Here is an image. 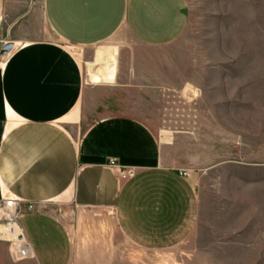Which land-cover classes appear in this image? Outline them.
<instances>
[{
    "label": "crops",
    "instance_id": "crops-1",
    "mask_svg": "<svg viewBox=\"0 0 264 264\" xmlns=\"http://www.w3.org/2000/svg\"><path fill=\"white\" fill-rule=\"evenodd\" d=\"M31 3L0 0V198L20 202L33 255L12 264L211 262L197 251V177L149 126L148 87L104 51L95 54L114 82L86 86L64 47L117 34L171 45L187 26L186 0H41L50 40L31 39ZM109 160L135 175L119 179ZM9 261L0 242V264Z\"/></svg>",
    "mask_w": 264,
    "mask_h": 264
},
{
    "label": "rangeland",
    "instance_id": "rangeland-1",
    "mask_svg": "<svg viewBox=\"0 0 264 264\" xmlns=\"http://www.w3.org/2000/svg\"><path fill=\"white\" fill-rule=\"evenodd\" d=\"M186 2L187 26L171 45L117 34L86 49L64 47L86 86H102L94 76L114 82L94 73L95 53L104 51L118 55L117 70L134 86L148 87L149 126L197 177L198 256L206 264H264V0ZM40 6L32 0L29 34L50 40Z\"/></svg>",
    "mask_w": 264,
    "mask_h": 264
},
{
    "label": "built area",
    "instance_id": "built-area-1",
    "mask_svg": "<svg viewBox=\"0 0 264 264\" xmlns=\"http://www.w3.org/2000/svg\"><path fill=\"white\" fill-rule=\"evenodd\" d=\"M107 164L115 171L119 179H129L135 175L133 169L121 167L115 160H109ZM19 204L20 202L16 199L0 198V242L8 246V256L12 263H19L33 257L29 243L20 227Z\"/></svg>",
    "mask_w": 264,
    "mask_h": 264
},
{
    "label": "bare ground",
    "instance_id": "bare-ground-1",
    "mask_svg": "<svg viewBox=\"0 0 264 264\" xmlns=\"http://www.w3.org/2000/svg\"><path fill=\"white\" fill-rule=\"evenodd\" d=\"M94 73L95 74H99L100 76H102L104 79L106 80H111L113 79V72L101 61H97L96 63V67L94 69Z\"/></svg>",
    "mask_w": 264,
    "mask_h": 264
},
{
    "label": "water",
    "instance_id": "water-1",
    "mask_svg": "<svg viewBox=\"0 0 264 264\" xmlns=\"http://www.w3.org/2000/svg\"><path fill=\"white\" fill-rule=\"evenodd\" d=\"M11 44H7L5 47H4V51L2 52L3 54H6V53H8L9 51H10V49H11Z\"/></svg>",
    "mask_w": 264,
    "mask_h": 264
}]
</instances>
